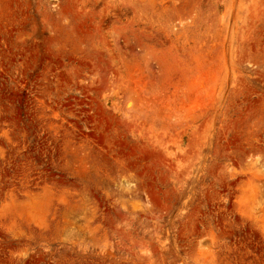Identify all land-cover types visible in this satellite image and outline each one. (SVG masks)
<instances>
[{"label":"rangeland","instance_id":"obj_1","mask_svg":"<svg viewBox=\"0 0 264 264\" xmlns=\"http://www.w3.org/2000/svg\"><path fill=\"white\" fill-rule=\"evenodd\" d=\"M0 264H264V0H0Z\"/></svg>","mask_w":264,"mask_h":264},{"label":"bare ground","instance_id":"obj_2","mask_svg":"<svg viewBox=\"0 0 264 264\" xmlns=\"http://www.w3.org/2000/svg\"><path fill=\"white\" fill-rule=\"evenodd\" d=\"M262 212V211H261ZM257 214V213H256Z\"/></svg>","mask_w":264,"mask_h":264}]
</instances>
